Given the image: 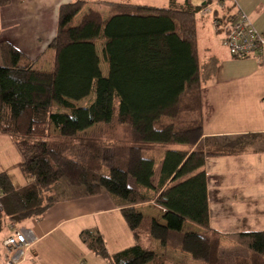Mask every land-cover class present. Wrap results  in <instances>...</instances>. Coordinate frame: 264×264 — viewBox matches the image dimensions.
<instances>
[{"label": "trees", "instance_id": "1", "mask_svg": "<svg viewBox=\"0 0 264 264\" xmlns=\"http://www.w3.org/2000/svg\"><path fill=\"white\" fill-rule=\"evenodd\" d=\"M10 1L0 0V7ZM202 1L170 0L165 7L114 2L107 18L90 9L77 23L86 2L62 4L49 44L55 53L50 71L36 69V61L11 42L0 43V133L14 139L24 156L22 173L30 180L16 188L8 173L0 174V223L42 216L66 187L84 195L107 192L126 201L122 213L137 242L111 255L101 232L86 229L82 239L96 254L112 264H150L157 253L139 244L150 237L218 264L206 161L262 150L264 132L207 137L199 146L202 89L219 64L199 46V17L215 0ZM233 15L228 11L216 20ZM51 124L60 135H49ZM97 124L105 127L103 137H80ZM170 145L183 147L167 149L157 172L159 161L145 151ZM151 201L162 207L164 223L136 208ZM186 221L202 231L185 232ZM241 236L255 264H264V231Z\"/></svg>", "mask_w": 264, "mask_h": 264}, {"label": "crops", "instance_id": "2", "mask_svg": "<svg viewBox=\"0 0 264 264\" xmlns=\"http://www.w3.org/2000/svg\"><path fill=\"white\" fill-rule=\"evenodd\" d=\"M72 1L11 0L8 5L0 7V43L11 42L26 57L36 61V69L50 71L55 53L49 44L57 33L59 8ZM84 1L86 4L76 17V23L90 9L107 18L114 2L165 7L170 0H156L158 4L146 3L147 0ZM211 6L217 9V17L209 21L206 16L211 13H201L202 32L208 36L209 42L202 48V54L217 57L219 64L213 78L202 89L200 115L203 117V139L199 146L205 143L207 137L264 132V58L232 56L223 45V31L214 23L216 18L224 17L228 11L230 14L243 11L256 30L264 35V0H215ZM214 37L219 41L215 42ZM216 43L222 47L216 48ZM90 99L91 96L76 104L85 105ZM102 125L97 124L79 135L95 138L90 133ZM49 135L58 136L60 131L51 124ZM182 147L153 146L146 149L145 154L159 161L158 172L165 151ZM23 161L24 156L14 139L0 133V174L8 173L16 188L25 187L30 182L22 173ZM206 171L211 225L219 237L218 264H255L241 234L264 231V149L210 156L206 161ZM69 190L70 193L67 192ZM126 204L122 198L107 192L84 195L66 187L62 198L42 216L23 220V227L10 220L0 223V264H5L11 257L17 259L14 264H112L90 249L81 234L86 229L99 230L111 255L133 247L137 241L122 213ZM150 206H154V211ZM136 208L145 216L165 222L162 207L153 201L138 204ZM14 230H20L27 236L31 244L28 252L11 254L8 251L5 241ZM184 231L200 232L202 228L186 221ZM139 244L157 253L156 260L150 264H208L180 249L163 246L150 237L141 239Z\"/></svg>", "mask_w": 264, "mask_h": 264}, {"label": "built area", "instance_id": "3", "mask_svg": "<svg viewBox=\"0 0 264 264\" xmlns=\"http://www.w3.org/2000/svg\"><path fill=\"white\" fill-rule=\"evenodd\" d=\"M220 6L223 8L222 4ZM214 11L215 9L211 5L204 9L205 13L212 14ZM214 23L223 31L225 35L223 45L232 56L246 57L255 55L264 58V35L256 30L249 17L243 11H239L225 22L215 19ZM5 245L11 254L16 251L26 253L31 248L27 236L20 230H14L6 239ZM16 260V258L11 257L5 264H14Z\"/></svg>", "mask_w": 264, "mask_h": 264}, {"label": "rangeland", "instance_id": "4", "mask_svg": "<svg viewBox=\"0 0 264 264\" xmlns=\"http://www.w3.org/2000/svg\"><path fill=\"white\" fill-rule=\"evenodd\" d=\"M156 0H147L146 1V3H152V4H158L157 2H155ZM143 2H145V0L143 1ZM213 7V9H215V7L214 6H212ZM207 18V20H212V18H214V13H212V14H209V15H207L206 16ZM208 24L210 25V22H208ZM198 35H199V46H200V49H201V52H202V48L203 47H205V46H207L208 45V36H204L203 35V32H202V19L199 17V25H198ZM214 41L215 42H217V41H219L218 39H217V37H214ZM219 48V47H222L221 45H220V43H216V48ZM97 48H98V51H99V54H100V56L101 57H103V53H102V42H97ZM101 69H102V71L105 73V74H107V71H108V64L107 63H105V62H103V60H102V63H101ZM104 130H105V127L102 125V126H97V128H95L94 130H93V132L92 133H90V135H92V136H94L95 138H101V137H103V135H104ZM81 151V152H80ZM80 151H79V153H77V158L78 159H81L83 156L81 155L82 154V150L80 149ZM108 153H110V151L108 152ZM156 153H157V151H156ZM109 169V167L106 165L105 167H104V170H108ZM15 181L17 182L18 181V178L17 177H15ZM130 184L131 185H133L134 184V182H133V180H131L130 181ZM74 188V187H73ZM60 192H61V190H59ZM73 191V190H72ZM58 192V191H57ZM68 193H70L71 192V190H69V191H67ZM151 208V210L152 211H154V206H150ZM23 223H24V221L23 222H20V223H17V226H19V227H23L24 225H23Z\"/></svg>", "mask_w": 264, "mask_h": 264}, {"label": "water", "instance_id": "5", "mask_svg": "<svg viewBox=\"0 0 264 264\" xmlns=\"http://www.w3.org/2000/svg\"><path fill=\"white\" fill-rule=\"evenodd\" d=\"M203 5H206L207 4V1H203V3H202Z\"/></svg>", "mask_w": 264, "mask_h": 264}]
</instances>
